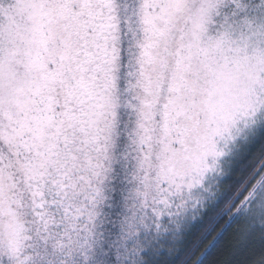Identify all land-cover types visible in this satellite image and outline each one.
Here are the masks:
<instances>
[{"label": "snow or ice", "instance_id": "1", "mask_svg": "<svg viewBox=\"0 0 264 264\" xmlns=\"http://www.w3.org/2000/svg\"><path fill=\"white\" fill-rule=\"evenodd\" d=\"M237 218L264 233V0H0V264H208Z\"/></svg>", "mask_w": 264, "mask_h": 264}, {"label": "trees", "instance_id": "2", "mask_svg": "<svg viewBox=\"0 0 264 264\" xmlns=\"http://www.w3.org/2000/svg\"><path fill=\"white\" fill-rule=\"evenodd\" d=\"M233 225L210 254L208 264H264V233L258 231L252 242L240 218Z\"/></svg>", "mask_w": 264, "mask_h": 264}, {"label": "rangeland", "instance_id": "3", "mask_svg": "<svg viewBox=\"0 0 264 264\" xmlns=\"http://www.w3.org/2000/svg\"><path fill=\"white\" fill-rule=\"evenodd\" d=\"M176 151H179V150H176ZM195 160V153L193 152V153H191V155H190V157H189V159L187 160V161H181V163L183 164V163H192L193 161Z\"/></svg>", "mask_w": 264, "mask_h": 264}]
</instances>
